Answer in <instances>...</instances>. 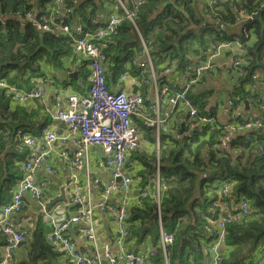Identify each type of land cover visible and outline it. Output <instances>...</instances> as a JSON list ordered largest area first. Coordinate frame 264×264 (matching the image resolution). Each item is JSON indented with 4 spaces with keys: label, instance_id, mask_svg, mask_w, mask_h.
I'll list each match as a JSON object with an SVG mask.
<instances>
[{
    "label": "trees",
    "instance_id": "1",
    "mask_svg": "<svg viewBox=\"0 0 264 264\" xmlns=\"http://www.w3.org/2000/svg\"><path fill=\"white\" fill-rule=\"evenodd\" d=\"M33 1L0 0V73L8 79L9 83L24 89L31 88L24 87L29 84L30 78L42 73L43 61L53 68L63 70L66 74L69 70L64 68L65 60L74 56L81 58L73 51L68 37L45 32L32 20L21 21L18 16L11 15V12L18 9H21L22 14L31 12ZM53 1L40 0V4L47 2L51 3V6ZM75 1H80L78 5L80 12L74 15L75 19L72 14L69 19V12L63 13V16L68 19L67 23L71 24V21L80 19L85 30H90L102 22L97 14L96 2L65 0V5L70 9L72 2ZM121 1L125 6L131 5V0ZM105 2L106 0H99L102 7ZM261 2L262 0H215L214 4L207 3V7L202 12L199 0H145L138 9H134L133 20L144 41V47L151 56L156 77H161L160 82L164 81L162 77L167 74L155 68L154 65L158 62L168 59V65L172 71L183 72L191 67L192 57L195 58L196 64L198 57L202 58L210 53L213 45L237 38L243 46V53L250 59L242 72H235L241 84L231 97L238 96L243 100L251 97L260 108L261 104H264L263 99L261 102H255L259 96L249 95L251 93L245 91L244 84H256L255 74H264V8L257 9ZM121 11L118 6V12ZM242 11L250 14L251 18L241 25L240 33L232 36L226 32L227 27L224 22L233 23L241 16ZM47 12L39 13L36 19ZM254 12L259 13L257 19L252 18ZM206 13L213 22L203 26L202 22ZM249 38H253L252 45L247 43ZM111 39L115 40V44L103 47L106 59L110 58L112 66L120 70L121 74L125 72L124 62L129 61L130 72L135 78L140 77L138 70L141 67L138 68L133 59L144 55V47L131 21L124 19L118 31L109 37V40ZM142 74L144 77L140 78L139 82L144 84L142 80L147 78L148 72L144 71ZM195 76L193 67V71L192 68L190 69L189 77L195 78ZM84 77L86 79L87 75ZM171 79L176 82V90L183 88L184 81L180 83L178 79L173 78V75ZM70 80L74 82V78ZM105 80L108 84L106 73ZM190 94L191 89L187 92V98L198 110L205 115L214 116L206 114ZM15 102L19 101H11L0 89V128L6 126L10 133H14L19 125H22L32 131L39 121L37 111H26V106H20ZM21 103H28L27 106H30L29 102ZM242 112L240 115H245ZM255 116L264 118V113L260 111L259 115ZM220 125L215 116L214 123L200 127L201 131L197 129L189 141H183L180 148L171 150L167 158L158 157V179L165 185V189L157 188L152 180L148 181V177L151 173L153 174V168H155L157 157L154 161V155L148 156L149 160L144 161L145 169L138 173L139 192L134 194L126 218L129 226L127 237L144 240L145 244L148 241L158 250L153 257V261L157 264H159L157 259L160 258L164 264L158 245L160 227L173 235V242L168 248V264L207 262L204 251L212 253L214 248V236L209 231L214 227L218 228L219 219V215H214L217 209H210V207L215 200L219 199L220 194L216 188L219 182L224 180L232 184V191L237 197L234 201L244 199L247 202L249 221L225 225L227 232L221 243L216 246L221 255V264H256L257 262L264 264V144L254 130H246L239 134L245 133L247 140L239 136L242 140L235 139L230 142L233 134L222 150L206 151L219 134V130H212L211 126ZM185 128L183 126L182 131ZM7 141H12L11 135L8 136ZM260 144L263 146L262 149L258 147ZM0 146L7 147L2 138H0ZM235 146L241 148L240 152L236 149L232 150ZM137 150L127 153L126 169L127 158ZM5 155L10 156L4 160L0 158V198L10 191L16 179L20 177L21 171L17 162L23 159V153L19 154L15 150L5 151ZM131 178L133 181L132 175ZM157 212L160 213V225ZM40 233L37 227L30 243L28 260L19 264H37L48 256L50 244ZM31 235L29 230L27 240L31 238ZM0 236H3L1 232ZM1 242L3 246L4 239ZM222 246L224 250L220 249ZM256 251L263 256H256ZM12 261L13 259L3 262V254L0 255V264H12Z\"/></svg>",
    "mask_w": 264,
    "mask_h": 264
},
{
    "label": "built area",
    "instance_id": "2",
    "mask_svg": "<svg viewBox=\"0 0 264 264\" xmlns=\"http://www.w3.org/2000/svg\"><path fill=\"white\" fill-rule=\"evenodd\" d=\"M145 0H131L130 6H122L124 14L110 13L99 27L94 28L91 32H86L80 38H73L71 30L66 18L60 16V13H65L68 7L65 5V0H55L53 7L47 14H43L34 20L37 26L50 33L61 32L62 34L70 35L73 39L72 45L74 50L86 60L87 67L90 70L91 84L86 87L82 93L70 92L65 93L61 89H56L53 95V100L57 106L56 109L50 112V118L54 121L63 122L65 131L58 133L52 128H45L43 131V139L36 142L34 135L23 131L21 128L16 129L14 133L5 131L7 138L12 136V141H6L7 147L0 146V155L4 150H7L11 145L15 146V151L23 153V159L18 161L21 175L16 179L15 184L11 190V197L5 205L0 207V232L4 234L6 244L2 249L1 254L6 259H9L12 251L17 244L25 238L27 230L21 228L12 219L14 213H19L24 205V194H31L39 204V211L43 218L49 222V233L46 235V240L53 243L60 252L69 256L74 264H157L151 260L155 255L153 247L145 246L143 253L127 249L122 238L128 234V226L124 223L125 218L129 214L131 195L134 186L129 178V173L124 169L125 157L127 152L137 145V136L134 134V128L130 123L132 116H139L144 119V125H157L166 118L171 117L177 110H184L188 113L184 124H189L191 129H198L201 131V124L211 122L210 118L202 117L197 119V107L191 103L187 98V92L192 89V85L201 79L205 72L215 68L214 57L219 55L225 49L235 50L233 58L230 60V70L235 72H242L249 64L250 57L243 54L242 44L237 40L227 42H220L213 45L211 53L207 57H198L194 66L195 78L188 79L181 90L175 89V81H170V78H164L163 82H167L162 86H158L159 78L152 73L150 79L143 82H152L155 92L154 103L148 107L155 117L151 118L147 108H142L144 99L141 93H127L123 88L110 89L105 85L104 81V63L107 60L103 53V47L109 44H115V40H109V37L118 31L124 18L133 19L134 9H138ZM215 0H208V4H213ZM264 8V0L258 6V10ZM11 12V15L17 17V11ZM29 18H33L30 12L27 14ZM250 18V16L248 15ZM1 19V16H0ZM136 32L139 35L140 41L144 47V41L137 29L135 23H132ZM144 50H147L144 47ZM217 67V66H216ZM223 69L224 67L218 66ZM170 66H166L165 72L170 71ZM70 73V72H67ZM0 73V88H6L8 98L11 101H26L29 96L35 98H42L43 93L33 88L31 94L27 90L13 91L12 86L8 85V79ZM126 79V74L122 75ZM171 77V75L169 76ZM40 78H44L43 76ZM44 83V81H41ZM33 87V86H32ZM251 98V97H248ZM251 100H253L251 98ZM164 101L167 106L166 110H162ZM236 103L237 100L230 99ZM254 103V101H251ZM63 104V107L58 109ZM89 110V112L87 111ZM163 114V117L160 116ZM206 114H208L206 112ZM150 116V118H149ZM241 128H252L258 130L264 136V118L248 117L241 121H236L234 118L229 119L224 125L223 135L218 138L213 147H224L231 138V133ZM10 133V134H9ZM157 137V135H156ZM1 138V136H0ZM60 139L67 142L69 139L73 141L74 149H59L57 151L59 160L64 163L73 176H76L79 170H82L86 165L85 157L87 150L91 145H101L104 150V159L101 164L110 169L113 178H120L119 182L104 183L99 187V195L101 200L98 203H92L91 200L84 195L74 194L72 198L56 205L54 208L45 209L43 201V189L33 183L35 172L41 167L43 160L50 151H54L55 144ZM259 148L263 146L259 145ZM48 173L55 174L57 169L52 165H46L44 168ZM158 170V167L156 168ZM20 179V180H19ZM19 180V181H18ZM93 182L98 184L99 178H94ZM223 190V197L221 200H215L210 209H216L222 201L229 202V206L223 210H217L214 215L222 217L231 216L238 222H247L249 220L248 212L244 208V204H235L233 201L237 198L232 191V184L224 180L219 182L216 191ZM69 193V191H67ZM119 193L120 198L118 202H106L107 197L112 193ZM76 205L78 210L72 215L69 220L67 218V207ZM98 208V209H96ZM103 211L112 214V218L116 221L120 237L116 240L117 249L110 250L108 246L103 247V257L99 248V241L96 233V217L97 212ZM160 213H157V220L161 222ZM68 221L74 223L81 222L84 227L79 230V234L87 240V243L94 249V254L79 252L76 249L72 237L69 235ZM216 240V245L222 240V236L227 232V227H214L209 231ZM172 243V236L168 233H161L159 245L163 252L164 260L167 257L168 245ZM206 258L209 253L204 251ZM0 254V255H1ZM212 264H221V255L216 252L213 253ZM5 259V260H6ZM256 264H259L258 262Z\"/></svg>",
    "mask_w": 264,
    "mask_h": 264
},
{
    "label": "crops",
    "instance_id": "3",
    "mask_svg": "<svg viewBox=\"0 0 264 264\" xmlns=\"http://www.w3.org/2000/svg\"><path fill=\"white\" fill-rule=\"evenodd\" d=\"M163 1V0H160ZM166 1V0H165ZM79 2L75 1L72 2V7L68 10L69 12V19L70 15L72 14L73 19H75L74 15H77L79 11ZM112 0H106L105 4V10L103 9V12L100 16L99 20L104 21L106 19L107 14L109 11L114 8L112 4ZM200 2V11L203 12V10L207 7L208 0H199ZM51 3L44 2V4H40V0H34L33 1V8L31 10L32 14L36 17L39 13H42L43 11H48L50 8ZM206 5V6H205ZM90 9V7H89ZM204 15V14H203ZM102 16V17H101ZM26 19V18H25ZM68 19L66 18V21ZM213 22L212 18L206 13L204 15V19L202 22V25H210ZM242 22H237L235 24H232L227 27L226 32L228 34H231L232 36L237 35L240 33ZM71 26H76V21H71ZM140 40V38H139ZM142 44V41H140ZM248 44H253V38H249L247 41ZM233 49H225L223 52H221L219 55L215 57L214 64L217 66L216 68H212L204 73L203 77L197 82H195L192 85L191 89V98L200 104V106L207 112L208 114L214 115L217 117V122L223 124L226 120L227 116L231 112V106L229 103L230 97L236 89L240 87V79H238V76L235 75V73L230 70V60L233 57ZM144 55L139 56L138 58H135L134 64L139 68L138 73L140 74V77L137 76L136 79L139 80L140 78H143L142 72L146 71V67L143 63ZM194 57H192V65L190 68L185 69L183 72H178L177 70L172 71L173 78L178 79L179 82H186L188 79H191L189 77L190 69L195 65ZM111 59L108 58L104 63L105 73L107 74V80L108 84L110 85L111 89H119L123 88L124 90H131V84L133 82H136L139 84L138 92L141 93L144 96L149 97L150 99H155V92L152 86L150 84H142L140 82H137L135 80V76L130 72L129 70V61L124 62V70L125 74L127 72L130 73L129 78L123 79L121 74V71L116 69V67L112 66ZM42 73L39 74L36 77L30 78L29 84L25 88L34 86L33 82L37 81L41 86H44L47 81H55L57 77H59V81H64L65 87L59 88L65 93L70 92H77L82 93L86 90L89 78L90 70L87 67L86 60L84 58H79L78 56L69 57L64 62V68H67L69 71L67 72H74L76 73L77 77L74 78V82H71L67 72L66 74L63 72V70L53 68L51 65H48L46 62H42ZM168 59L164 61L158 62V64L154 65L156 69H164L166 66H168ZM218 66L224 67L223 69L218 68ZM129 70V71H128ZM85 75H87L85 79ZM171 74L165 75V78H171L169 77ZM44 78H40V77ZM158 78V77H157ZM255 79L257 81L256 84H244L245 91L250 92L249 95H258L263 99L264 102V74H255ZM41 81H44V83H41ZM260 81V84H259ZM45 92L42 96V98H35V100H29L27 99L24 102H29L30 106H27V104L21 103V102H15V104H18L20 106H26V111L34 110L37 111V115L39 116V121L37 124V127H35L32 131L29 129H26L25 126L19 125V128H21L23 131H26L30 133L31 135L36 136L35 139L39 140L41 139L40 131L41 129L45 128H52L58 133H63L65 131V125L63 122L60 121H54L50 118V112L57 108L54 100L53 95L55 92V87H52L50 89H46V86H44ZM26 90V89H25ZM162 104V110L165 109L166 103L164 101H160ZM12 108V107H11ZM148 109V107L146 106ZM150 112V110L148 109ZM252 114V115H259V106L256 105V103H251L249 106V109H246L242 112V114ZM150 115L153 116V112H150ZM160 116L163 117V114L160 113ZM185 111L184 110H177L171 117H168L165 119L163 123L160 124L159 128V138L160 141L157 144L156 143V135L155 131L152 127L146 126L142 124L140 121L135 120V125L139 128V139H140V148L130 155L127 160V171L130 175L133 177V186L139 187L138 183L140 178L138 177V173L140 170L145 169L146 164L144 161L149 160L150 155H154V161L155 157L160 158H167L171 150H176L181 147L183 144L181 131L183 128V124L185 122ZM5 130H0V136L4 142L7 141V136L4 134ZM245 134V133H244ZM236 133L233 135V138L230 142H232L235 139L242 140L239 136L243 137V139L247 140V135ZM215 137V134H214ZM67 148V149H74L73 141L69 139L65 143L57 142L54 146L55 150L48 153L46 158L43 160L41 167L37 171V178L43 179L46 182L47 185V201L49 199L55 198L56 196H59L62 192L64 193L65 200L64 201H57L54 203L50 208H54L56 205H60L63 202H67L68 196L72 194L73 189H77L79 193H87L90 196V199L92 203H98L101 199L99 197V187L97 184L93 183L91 180L94 178H99L101 182H110L112 181V176L110 174L109 169H106L104 165L101 164L102 160L104 159L103 153L101 152V149L97 146H92L89 148L87 152V163L84 166V168L76 174V176H73L67 166L62 163L58 158V148ZM20 151L21 148L17 147ZM236 149L237 152H240V147L235 146L232 150ZM15 150V146L11 145L7 150H4L2 154L0 155V158L4 160L6 157H9L10 155H5V151H12ZM20 151H17V153H21ZM153 161V163H154ZM153 163L151 164L153 168ZM46 165H52L57 169V173L52 174L48 173L44 170ZM20 167V166H19ZM21 171V170H20ZM156 168H153V174L151 173V176L148 177V181H153L156 186L160 189H165V185L160 183L158 178H155V172ZM15 184V183H14ZM12 185L10 191L7 192V194L0 198V206L1 203H7L9 200V197L11 196V190L14 186ZM69 191V193L67 192ZM120 195L119 193H112L108 201L109 202H118ZM49 202V201H48ZM47 202V203H48ZM67 220L70 218L71 214L74 213V207L70 206L67 207ZM96 217V233L99 241V248L101 251V255L103 257V247L108 246L110 250L115 251L117 249L116 240L119 238L120 234L117 229L116 221L109 215L104 214L103 212H97L95 215ZM14 220L16 223H18L21 227L27 228L31 231L32 235L31 238L26 240L24 243L19 245L17 249L15 250L13 254V261L12 264H19L22 261L28 260L29 252H30V243L33 237L34 230L38 227L41 231V236L44 238L46 237V234L49 232V222L43 218L42 213H40L38 209L37 203L31 199L30 197L25 196L24 198V207L21 214H18L14 217ZM83 228V224L81 222L72 223L70 227H68L67 231L69 235L72 237V239L75 242L76 249L80 252L88 253V254H94V249L91 247L89 243H87V240L83 238L79 234V230ZM3 237V236H2ZM0 236V254L2 252V245L1 241L4 239ZM123 242L125 243V246L127 249L133 250V251H139L141 248L145 245L151 244L147 241L146 244L142 240H138V238L135 237H127L122 238ZM152 243V242H151ZM50 244V251L48 256L43 260L38 262L37 264H72L69 256L63 254L59 251V249L56 247L55 244ZM220 248V247H219ZM221 250H224V247L222 246L220 248ZM2 255V254H1ZM213 261V255L212 253H209V257L207 258V262L203 264H212ZM157 262L159 264H163V261L160 259H157Z\"/></svg>",
    "mask_w": 264,
    "mask_h": 264
},
{
    "label": "bare ground",
    "instance_id": "4",
    "mask_svg": "<svg viewBox=\"0 0 264 264\" xmlns=\"http://www.w3.org/2000/svg\"><path fill=\"white\" fill-rule=\"evenodd\" d=\"M113 2H112V4H113V7L114 8H112L110 11H109V13L107 14V16L110 14V13H117V14H124V11H123V8H122V6H125L123 3H122V1L121 0H112ZM54 2H55V0L53 1V4L50 6V8H49V10H48V12L50 11V9L53 7V5H54ZM95 2V1H94ZM97 4H100L99 3V1L98 2H96ZM215 3V2H214ZM213 3V4H214ZM101 5V4H100ZM102 6V5H101ZM118 6L121 8V12H118ZM47 12V13H48ZM28 13H30V11L29 12H26V13H24V14H22L20 11H17V16L19 17V18H26V19H29V20H32L33 22H34V20H36V17L33 15V18L31 19V18H29L28 16H27V14ZM32 13V12H31ZM103 13V7H102V12L101 13H98V10H97V14L98 15H101ZM255 14H258L259 15V13L258 12H254L253 13V16H252V18H254V15ZM24 15V16H23ZM248 15L250 16V14H247V13H245L244 11H242L241 12V16L238 18V19H236V20H234L233 21V23L231 22V21H226V22H224V24H225V26L226 27H228V26H230V25H232V24H235V23H237V22H242L243 21V23H246V22H248L249 21V19L251 18V16H250V18L248 17ZM60 16H62L63 18H64V16H63V13L61 12L60 13ZM106 16V17H107ZM134 16H135V11H134ZM134 16H133V18H134ZM258 18V17H257ZM257 18H255V19H257ZM124 19H128V18H124ZM128 20H130V19H128ZM131 21V23H134V20L132 19V20H130ZM65 24H67L68 26H69V28H70V30H71V34H72V37L73 38H80V37H82L83 36V34L84 33H86V32H91L94 28H97V27H99L101 24H103V21L100 23V24H98L96 27H94L93 29H90V30H85V26L81 23V21H80V19H77L76 20V26L75 27H72L71 26V24H69V23H65ZM43 30V29H42ZM43 31H45V30H43ZM45 32H48V31H45ZM52 34H54V35H56V36H66V37H68V39H69V41H70V43H71V45H72V41H73V39L70 37V35H66V34H62L61 32H53ZM233 40H237V41H239L237 38H234ZM231 41V40H230ZM218 44V43H217ZM242 48H243V46H242ZM72 49H73V51L75 52V53H77L75 50H74V47H73V45H72ZM243 51V50H242ZM143 53H144V59H143V63H144V66H142V67H146L147 69H146V71L148 72V76H147V78H145V79H143L142 80V82L144 81V80H147V79H150V77H151V74L153 73L154 75H155V77H156V73H155V71H154V69H153V63H152V60H151V56H150V54H149V52H148V50H144L143 49ZM210 53H211V51H210ZM210 53H208V54H210ZM77 54H79V53H77ZM207 54V55H208ZM233 56H234V54H235V50L233 51ZM244 54V53H243ZM80 55V54H79ZM207 55L206 56H204V57H207ZM204 57H202V58H204ZM233 58V57H232ZM214 60H215V57H214ZM213 60V61H214ZM133 61H135V59H133ZM171 68V67H170ZM215 68H216V65H215ZM163 73H165V74H171V75H173L172 74V69H170V71L169 72H165L164 70L162 71ZM77 73V72H76ZM122 74H125V72L124 73H122ZM90 74H89V78H88V84H87V86H89L90 84H91V79H90ZM129 76H130V74L129 73H126V78H129ZM76 77V76H75ZM3 79H5L4 77H3ZM6 80V79H5ZM135 80L137 81V82H139V80H137L136 78H135ZM172 79L170 78V81H171ZM104 81H105V85L108 87V88H110L111 89V87H110V85L109 84H107L106 83V80H105V73H104ZM141 83V82H140ZM144 84H150V86H152L153 87V83L152 82H148V83H146V82H143ZM162 83H167V82H162ZM7 84L8 85H10V86H12V90L13 91H21V90H24V88H19V87H17L15 84H11V83H9V82H7ZM55 84V82L54 81H47L46 82V84H44V86H46V89L48 90V89H50L51 88V90H52V87H53V85ZM163 84V85H164ZM132 85H135L136 86V90H135V92H133L132 91ZM44 86H41L37 81H35L34 82V86L33 87H31L30 89H26L27 90V93H30L31 94V92H32V89L33 88H36V89H38V90H40L43 94H44V92H45V89H44ZM159 86V85H158ZM1 90H3V92H4V94H5V97H7L8 96V94H7V92H6V88H0ZM138 89H139V84L138 83H136V82H133L132 84H131V90H129V89H127V90H125L127 93H132V94H135V93H138ZM153 89H154V87H153ZM141 96H142V98L144 99V101H143V106H142V108H146V106H149L150 104H152V102L154 103L155 101H154V99H150L149 97H147V96H144V95H142L141 94ZM30 101L31 100H35V97H33V96H29V97H27ZM230 99H234V100H237L236 101V103L234 104L232 101H230L229 100V103H230V106L232 107L233 106V108L231 109V112H230V114L227 116V118H226V120L224 121V123L223 124H221L220 126H218V127H214V126H211V129L212 130H215V129H217V130H219V134L216 136V138H215V140L210 144V146H208L207 148H206V151H210V150H213V151H218V150H222L223 148H225L226 147V145L229 143H227L224 147H213L214 146V144H216L217 143V141H218V138L221 136V135H223V130H224V125L226 124V122L229 120V119H231V118H234L236 121H241V120H243V119H246V118H248V117H252V118H255V117H259V116H255V115H252V114H245V115H240V113L242 112V110H244V109H247L248 107H249V105H250V103H251V99L250 98H247L246 100H243V99H240L238 96H234L233 98L232 97H230ZM245 101L247 102V105H248V107L246 108V104H245ZM262 101V98L261 97H258L256 100H255V102H261ZM192 103V102H191ZM167 106V105H166ZM61 107H63V104L58 108V109H60ZM164 110H166V107H165V109ZM198 110V109H197ZM88 112H89V110H87ZM259 111H261V112H263L264 113V104H261V106H260V108H259ZM150 112H151V110H150ZM149 112V113H150ZM150 115V114H149ZM151 116V115H150ZM150 116H149V118H150ZM187 116H188V113H186L185 112V118L184 119H186L187 118ZM195 116H196V118L197 119H199V118H202V117H206V118H210L211 119V122H206V123H204V124H201V126L200 127H202V126H204L205 124H212V123H214V120H215V116H208V115H205V114H203L202 112H201V110H198L197 111V113L195 114ZM153 117H155V113H153V116H151V118H153ZM259 118H261V117H259ZM135 120H138V121H140L142 124H144V119L142 118H140L139 116H132L131 117V119H130V123H131V125L133 126V128H134V134L137 136V145L133 148V149H131V150H137V149H139L140 148V139H139V135H140V132H139V128L135 125V123H134V121ZM164 121H162V122H160L159 124H155V125H153V126H151L152 128H153V130L155 131V135H157V137H156V141H157V144L159 143V140H160V138H159V128H160V124L161 123H163ZM183 126H184V128H185V126H186V128L185 129H183V131L181 132V136H182V140L183 141H189L192 137H193V134L195 133V131L197 130V129H191L190 128V126H189V124H183ZM1 129H3V130H5V131H9V128L8 127H6V126H3V127H1L0 128V130ZM246 130H254L255 131V134L256 135H258V136H260V138L262 139V143L264 144V136H262V134H260L259 132H258V130H255V129H252V128H241V129H237L236 131H233L232 133H231V137H232V135L233 134H236V133H239V132H242V131H246ZM43 131H44V129H41V131H40V136H41V139L40 140H42L43 139ZM231 139V138H230ZM37 141H39V140H36V142ZM56 141H58V142H61V143H65V142H63V141H61L60 139H57ZM230 141V140H229ZM261 146H262V144H260ZM92 146H97V147H99L100 149H101V152L103 153V157H104V150H103V147L101 146V145H91L90 147H92ZM89 147V148H90ZM89 148H88V150H89ZM60 149H66V148H64V147H62V148H60ZM260 149H262V148H260ZM88 150H87V152H88ZM130 150V151H131ZM68 151H72V149L71 150H68ZM51 152V151H50ZM49 152V153H50ZM128 153V152H127ZM125 159H126V157H125ZM85 162L87 163L88 161H87V154H86V157H85ZM155 168H157L158 167V170L155 172V176H156V178H158V174H159V163H158V158L156 159V163H155V166H154ZM39 169V168H38ZM38 169L36 170V172H35V175H34V178H33V183H35L37 186H39V187H42V189H43V201H44V203H45V209L47 210V209H49V208H46V206H47V204L50 202V200L51 199H49L48 201H47V185H46V182L43 180V179H38L37 178V171H38ZM124 169L126 170V172L128 173V171H127V169H126V167H125V164H124ZM80 171V170H79ZM109 171H110V169H109ZM110 174H111V176H112V173H111V171H110ZM129 178H130V180H131V183L133 184V181H132V178H131V175L129 174ZM20 180V179H19ZM18 180V181H19ZM100 180V179H99ZM92 182H93V179L91 180ZM113 181H115V182H119L120 181V178L119 177H117V178H113V176H112V181H110V182H104V183H112ZM94 183V182H93ZM102 184V182L100 181L98 184H97V186H100ZM158 188V187H157ZM139 192V189L138 188H134V190H132V195H131V201H132V199H133V196H134V194H137ZM219 192V194H220V196H219V199L218 200H221L222 199V197H223V190H220V191H218ZM81 194V195H84V196H87L89 199H90V196L87 194V193H79V191L77 190V189H73V191H72V194L70 195V196H68V200L67 201H69L71 198H72V196L74 195V194ZM61 194H63V199L62 200H58V201H64L65 200V196H64V193L62 192ZM60 194V195H61ZM144 194H145V192H144ZM12 195V194H11ZM111 195V194H110ZM109 195V196H110ZM120 195V194H119ZM25 196H27V197H30L31 199H33L36 203H37V199H35L31 194H24L23 195V197L25 198ZM109 196L107 197V199H106V202H109L108 201V198H109ZM11 197V196H10ZM57 197V196H56ZM99 197H100V199H102L101 198V196L99 195ZM52 199H54V198H52ZM91 200V199H90ZM48 202V203H47ZM57 202V201H56ZM55 202V203H56ZM92 202V201H91ZM157 202H158V199H157ZM235 204H237L238 205V203H242V204H244V208L246 209V211L248 212L247 214H249V208H248V204H247V202L244 200V199H240V200H238V201H233ZM112 203H114V202H112ZM159 203V202H158ZM229 202H225V201H222L220 204H219V206L216 208L217 210H223V209H226L228 206H229ZM3 205H5V203L4 204H2L0 207H2ZM37 205H38V209H39V204L37 203ZM23 207H24V205H23ZM23 207L21 208V210H20V212L19 213H14L13 215H12V219L14 220V217L16 216V215H18V214H21V212L23 211ZM73 207H74V213L73 214H71V216L72 215H74L75 213H76V211L78 210V206H76V205H73ZM96 209H98V208H96ZM40 210V209H39ZM99 210V209H98ZM99 212H103V211H99ZM104 214H106V215H109V216H111L112 217V214H108V213H106V212H103ZM158 213V212H157ZM70 216V217H71ZM159 217H160V215H159ZM67 220V219H66ZM69 220V219H68ZM161 220V219H160ZM14 222H15V220H14ZM232 222H238L237 220H234L231 216H229V217H222V216H220L219 215V219H218V221H217V226H218V228H221V227H225V225L226 224H229V223H232ZM16 223V222H15ZM72 223H74V222H72V221H68V227L69 226H71V224ZM124 223L128 226V224H127V222H126V218H125V220H124ZM159 223V225L161 224V222H158ZM16 224H18V223H16ZM81 224H83V223H81ZM19 225V224H18ZM20 226V225H19ZM21 227V226H20ZM83 227H84V224H83ZM21 228H24V227H21ZM24 229H26L27 230V234L25 235V238L22 240V241H20L18 244H17V246H16V248L12 251V253H11V256H10V258L9 259H6L5 257H4V255H3V262H6V261H11L12 259H13V254H14V252H15V250L17 249V247L19 246V245H21L22 243H24L26 240H27V238H28V234H29V229H27V228H24ZM117 229H118V227H117ZM128 231H129V226H128ZM118 232H119V230H118ZM165 231H163L162 230V228L160 227V230H159V238H158V245H159V240H160V234L161 233H164ZM49 233V232H48ZM48 233L46 234V235H48ZM165 233H168V234H171V236H172V242H173V235H172V233H169V232H165ZM119 234H120V232H119ZM129 235V232H128V234L125 236V238H127V236ZM3 236H4V234H3ZM224 236V235H223ZM223 236H222V238H223ZM5 237V236H4ZM120 237V236H119ZM74 241V240H73ZM221 241L222 240H220V242H219V244L221 243ZM75 243V242H74ZM216 243V240H214V248L212 249V254L213 253H216V252H218L219 254H220V252H219V250H218V248L216 249V246H218L219 244H215ZM5 244H6V240L4 239V244H3V246H2V249L4 248V246H5ZM171 244V243H170ZM170 244L168 245V248H169V246H170ZM76 246V245H75ZM146 246V245H145ZM145 246H143L142 248H141V250H139V251H137V252H140V253H143L144 251H145ZM151 247H153V246H151ZM168 248H167V255H168ZM153 250L155 251V254L158 252V250H156L155 248H153ZM159 250H160V252H161V254H162V256H163V252H162V250H161V248H160V245H159ZM133 251V250H132ZM80 252V251H79ZM91 255V254H90ZM155 256V255H154ZM153 256V257H154ZM153 257H151V260L153 261ZM6 259V260H5ZM163 260H164V257H163ZM71 263L72 264H74L73 263V261H71ZM164 264H168V258L166 257V261L164 260Z\"/></svg>",
    "mask_w": 264,
    "mask_h": 264
},
{
    "label": "water",
    "instance_id": "5",
    "mask_svg": "<svg viewBox=\"0 0 264 264\" xmlns=\"http://www.w3.org/2000/svg\"><path fill=\"white\" fill-rule=\"evenodd\" d=\"M89 1V0H87ZM92 1H95V2H98L99 0H92ZM97 10H98V13H101L102 12V6L100 4H97ZM258 17V14H255L254 15V18H257ZM21 21H25L24 18H20ZM76 72L77 71H74V72H71V73H67L69 78H75L76 76ZM57 80H59V77L56 78V80L54 81L55 84L53 85V87H55L56 89H59V88H62V87H65V84H64V81H59L58 83L56 82ZM136 86L135 85H132V91L135 92L136 90ZM245 104H246V108L248 107L247 105V102L245 101ZM63 199V194L55 197L54 199H51L50 202L47 204L46 208H49L53 203H55L56 201L58 200H62ZM70 227V226H69Z\"/></svg>",
    "mask_w": 264,
    "mask_h": 264
},
{
    "label": "rangeland",
    "instance_id": "6",
    "mask_svg": "<svg viewBox=\"0 0 264 264\" xmlns=\"http://www.w3.org/2000/svg\"><path fill=\"white\" fill-rule=\"evenodd\" d=\"M103 9H104V11H106V10H105V4L103 5ZM103 13H104V12H103ZM102 15H103V14H102ZM101 17H102V16H101ZM159 141H160V140H159ZM156 143H157V141H156ZM250 220H251V219H250ZM248 221H249V220H248ZM255 255H256V256H259V255H260V256H263V255H262L260 252H258V251H256ZM258 263H259V262H258Z\"/></svg>",
    "mask_w": 264,
    "mask_h": 264
}]
</instances>
